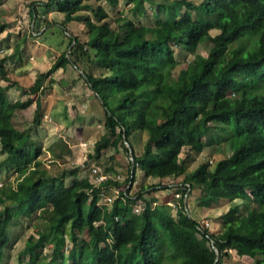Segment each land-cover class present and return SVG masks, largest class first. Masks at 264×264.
Instances as JSON below:
<instances>
[{
    "label": "trees",
    "instance_id": "trees-1",
    "mask_svg": "<svg viewBox=\"0 0 264 264\" xmlns=\"http://www.w3.org/2000/svg\"><path fill=\"white\" fill-rule=\"evenodd\" d=\"M106 1L111 6L118 3ZM125 2L136 15L145 13L147 2L162 16L151 25L122 13L110 17L100 0L45 1L63 12L62 27L80 20L85 39L69 36V52H61L36 84L28 86L38 94L35 98L10 101L0 84V151L5 153L0 166L17 172L15 182L0 185V251L9 240L6 227L14 213L42 212L46 227L27 237L17 255L19 264H223L228 249L252 254L255 264H264V0ZM182 7L195 12L196 18L182 21ZM33 13L37 16L36 9ZM7 25L0 20V32ZM210 29L218 32L212 35ZM244 33L248 35L236 41ZM250 35L253 40L248 42ZM207 41L206 55L196 54L192 64L177 67L174 45L194 52ZM79 60L96 64L94 70L83 72L103 108L106 134L95 141L94 156L118 144L127 151L124 136L133 149L129 186L109 204L97 203L96 193L101 185L119 186L118 179L108 177L95 185L79 178L67 185L65 176L76 175L77 166L49 175L39 165L40 145L31 139V130L13 123L15 111L34 101L32 120L38 125L43 94L54 81L48 77L45 85L42 80L69 62L79 66ZM3 62L0 58V74L5 71ZM195 94L209 98L187 99ZM212 128L224 135L225 145L230 142V153L188 171V153L180 159L178 154L185 146L191 152L202 151L210 144L202 138H210ZM131 137L141 140L139 154ZM137 167L146 177H180L187 190L199 191L201 203L229 202L219 215L220 230H209L190 216L185 201L176 204L175 215L168 204L152 205L150 193L160 182L142 186L137 195L130 193ZM139 198L145 206L136 213L131 205ZM237 198L241 203L234 201ZM164 245L172 252L161 261ZM212 245L220 253L217 261Z\"/></svg>",
    "mask_w": 264,
    "mask_h": 264
},
{
    "label": "rangeland",
    "instance_id": "rangeland-1",
    "mask_svg": "<svg viewBox=\"0 0 264 264\" xmlns=\"http://www.w3.org/2000/svg\"><path fill=\"white\" fill-rule=\"evenodd\" d=\"M36 1L45 2L47 0L24 1L22 6H20L19 3H15V0L8 2L11 8V21L8 22L6 34L0 40V58H4V63L6 62L5 66L7 67L10 79L8 82H11L10 85H17V82L22 84V89H20L19 92H16L11 97L7 94L9 100H23L28 97L35 98L36 95H38L36 93H30L27 90V87L31 85L34 80L33 77L48 69L47 62L49 63V58L45 60L42 59L43 62H41V60H39V54H36L40 51L37 47V45H39L38 43H40L39 46L42 48L43 42L46 44L49 43L47 47H49V50L52 53L53 50L50 48L52 47L51 44L57 46L58 44L56 43L59 41L61 42L64 39L65 43L63 45V51L66 50L67 52L72 46L69 43V36L79 35L82 39H85L81 21H79L81 26L78 24L76 25V23L73 22L75 23L73 24L74 26L69 28L66 24V28H64L67 29V33H65L63 27L52 26L50 28V25L47 23L50 22L49 17L50 19L52 18V11L46 13L45 18L40 17V20H35V22L31 24V15L27 7ZM193 1L197 3L200 0ZM3 2V0H0V5ZM100 3L106 9L110 17H115L119 13H122L123 15L132 17L137 23L152 25L156 22V19H159L162 16V14L159 15L154 7L149 6L147 2L144 3L145 13L141 16L132 13L125 0H118V3L115 6H111L106 0H100ZM45 6H38L39 10L47 11ZM178 17L185 22L189 19H195L196 14L195 12L188 11V9L182 7L179 11ZM51 20H53V18ZM43 27L44 29L41 30ZM216 32H218L217 29L209 30V33L212 35ZM246 33L236 41L241 42V39ZM252 38L253 35H250L247 41L251 42L253 40ZM209 45L210 43L208 41L206 43H199L194 52L174 45V56L178 60L177 67H186L187 65L192 64L196 54L203 56L206 55ZM14 46L18 47L17 53L14 52ZM251 47L252 46H249L246 49H250ZM53 48L54 50L57 49V47ZM40 52L42 53V51ZM245 52L246 50H242V53ZM8 54L13 55L7 60L4 56ZM84 64L86 67L88 66L87 69L89 72L96 67V64H93V66L87 65V62ZM72 71H74L77 76L79 75V70L74 67L72 68ZM62 75L63 73L57 75L58 79L65 77ZM46 78L48 79V76ZM78 79L79 82L83 80L80 76H78ZM1 82L6 83V81L2 80ZM46 84L47 82L45 85ZM55 84L63 86L62 83L57 82ZM84 84L88 86L83 82L82 85ZM59 88L62 89L61 93H63L64 90H67L69 87ZM76 89L80 93L79 87H76ZM91 96L92 97L88 99L87 96L82 94L80 98L84 97V101L80 100L72 104L66 100L69 97L66 99L61 98L60 96L51 97L46 91L43 94L44 111L41 122L38 125H35L32 120L35 110V102L31 103L29 108H24V111L21 110L22 112H16V114L19 113V115L13 117V123L19 129H30L31 132L34 133L33 142L40 145V154L37 156V159L40 161L39 165L41 168H46L49 175H56L63 169H73L77 166L76 175L67 174L65 176L64 180L67 185L79 178L93 180L95 177L91 174V167L94 165L98 166L101 172L105 173L108 177L118 179V181H120V189H126L129 186L127 176L129 171H131V162L128 151L124 150L121 144H118L116 148L112 146L102 148L99 156H94L93 154L95 141L104 133L106 134V130L104 128V115L101 103L99 99L96 98L94 92H92ZM208 98L207 95L198 94L187 97L188 100L199 101H205ZM219 133L220 132L216 128H212L209 132L210 138H202L203 142H208L209 140L210 144L205 146L200 152H191L188 150L187 146L183 147L178 154V158H183L188 153L186 161L188 171L193 169L200 162L206 161L212 164L216 159L230 153V148L226 147L230 146V142L225 145L223 141L224 135ZM108 139H111V136L108 135ZM131 141L136 154H139L142 150L141 140L131 137ZM4 154L3 151H0V160L4 157ZM33 164L34 163H32V165ZM15 176H17V172L14 167L8 165L0 166V183L10 182L11 180L14 181ZM157 182H160V186H158L152 194L150 193V198L153 197V201H155L152 205L168 204L170 211L175 215L176 204H178L180 200L185 201L184 206L190 216L198 220L201 225L208 227L209 230H220L221 218L219 215L228 208L229 202L219 199V202L215 204L201 203L197 200L199 191L197 189H192L191 191L187 190L185 188L186 185L180 181V177L178 179H175V177L172 176L164 177L162 179L145 177L142 170L137 167L135 170V180L129 191L130 193L137 195L136 192H138L142 186ZM13 184L15 185V183ZM109 186L116 187L114 184H110ZM247 191L250 193L251 190L247 189ZM145 192L146 191H144L143 196L149 198ZM108 193H111V191L109 190ZM234 201L241 203L239 198ZM2 206L3 204L0 203V210L2 209ZM46 217L47 216L42 214V212L40 214L37 212L31 214H13L12 220L8 222L6 227V234L9 240L2 248V251H0V264H19L17 260L18 252L23 248L27 237L30 234H36L38 230H42L46 227ZM234 217L235 215L228 216L229 219H233ZM83 235L86 237L85 234ZM66 242L67 245H70L71 241L68 236L66 237ZM47 248L48 247H45L44 250ZM171 252L172 249L164 245L159 255L161 261L167 260L168 255L171 254ZM25 259H27V256ZM254 261L255 258L252 254L239 253L237 249H228V253L223 256V264H255Z\"/></svg>",
    "mask_w": 264,
    "mask_h": 264
},
{
    "label": "crops",
    "instance_id": "crops-1",
    "mask_svg": "<svg viewBox=\"0 0 264 264\" xmlns=\"http://www.w3.org/2000/svg\"><path fill=\"white\" fill-rule=\"evenodd\" d=\"M3 1L4 2L0 5V20L1 21H6L8 23L9 21H11V17H10L11 16V14H10V12H11L10 9L11 8H10V5H9L8 2L9 1L11 2L12 0H3ZM24 1L25 2H29V0H15V3H19V5L22 6ZM43 1H45V0H43ZM5 2H7V3H5ZM38 6H45V4H44V2L36 1V2H33L32 4H30L29 7H27V9L30 12V15H32L31 16V24H33L35 22V20H40V17L45 18L46 17V13H48L49 11H52L53 12V15H52L53 20H51L52 18L50 19V17H49L50 22L47 23V24L50 25V28L52 26H57V27L59 26V27L62 28V26L60 25L61 24L60 22L63 19V12H61L58 9V7H57L56 4L50 3L49 6H45L46 9H47V11L39 10V7ZM34 9H36V11H37V16H36V13H33L32 14V12H33ZM79 21L80 20H77V19L71 20V21H69L67 23V26H69V28H70V27L74 26L73 24H75V23H76V25L78 24L79 26H81V23ZM73 22H75V23H73ZM7 27H8V25L5 27V29L3 31L0 32V40L6 34V32H7L6 31V28ZM43 29H44V27L41 30H43ZM63 29H65V28L63 27ZM65 33H67V32H65ZM74 34H75V32H74ZM42 41H44V40H42ZM64 43H65V41L63 39L61 42L59 41V42L56 43V44H58L57 46H53L51 44L52 47H50V48H51V50H53L52 53L49 50V47H47V45L49 43L46 44L45 42H43V48L41 46H39L40 43H38L39 44V45H37L38 50L40 49V51H42V53L40 51L36 53L37 55L39 54V60H41V62H43L42 59L45 60V59L49 58V63L47 62L48 68H49L50 65L52 64V62L54 61V59L61 52H63V49H64L63 48V45H64ZM53 47H57V49L54 50ZM17 51H18V47L17 46H14V52L17 53ZM64 51H65L66 54H67V52H69V51L66 52V50H64ZM16 53H13V54H16ZM13 54L5 55V58H7V60H8L9 58H11V56ZM5 63L3 62L5 71L2 74H0V84L6 87V93L11 97L13 94H15L16 92H19L20 89H22L21 88L22 84L20 82H17L18 83L17 85H13V86L10 85L11 82H8L10 79H9V76H8V71H7V67L5 66ZM78 63H79V66L78 65L77 66L80 69H82L83 71L89 72V70L87 69L88 66L86 67V65L84 64V63H86V61L79 60ZM87 65H91L92 66V64H90L88 62H87ZM70 67H71V69H70ZM73 67L74 66L72 65V63L69 62L68 64H66L63 67L62 66L57 67L50 75H48V77H51L52 79H54V81L52 82V84H51V86L49 88V91L47 90V94L51 95V97H53V96H60L61 98H64V99H66V98L69 97L66 100H68L72 104L75 103L76 101H80V100L84 101V97L83 98H80V96H82V94H84L85 96H87L88 99H90L92 97L91 94H92L93 91L89 87V85L86 82L84 76L78 75V76H80L83 79L81 82H79L78 76L75 74L74 71H72V68ZM61 73H63V75L65 77L58 79L57 75H59ZM79 74H80V72H79ZM37 75L35 77H33L34 78V80L32 81L33 84L34 83L36 84V81L38 79V76ZM46 79L47 78H45V79L42 80V84H45L46 82H48V79H47V81H46ZM1 80L2 81H6V83H2ZM57 82L58 83H62L63 86L58 85V84H55ZM83 82L86 83L88 86H86L85 84L82 85ZM59 87H69V88H67V90H64V92L61 93V90L62 89H60ZM76 87H79L80 93L78 92V90L76 89ZM27 90H28V87H27ZM30 93H32V92H30ZM33 94H35V93H33ZM63 94H64V97H63ZM31 98H34V97H31ZM96 98H98V97H96ZM10 101H13V100H10ZM59 101H61V100H59ZM59 101H56V102H59ZM32 103H34V101ZM30 105L31 104H29L27 107L29 108ZM27 107H25V109ZM57 108H58V106H57ZM25 109L24 108L23 109H17L15 111L14 117H16V116L19 115V113L16 114V112H20L21 110L24 111ZM31 139L32 140L34 139V133L33 132H31Z\"/></svg>",
    "mask_w": 264,
    "mask_h": 264
},
{
    "label": "built area",
    "instance_id": "built-area-1",
    "mask_svg": "<svg viewBox=\"0 0 264 264\" xmlns=\"http://www.w3.org/2000/svg\"><path fill=\"white\" fill-rule=\"evenodd\" d=\"M91 174L94 175V179L90 180L92 183H94L95 185L100 184L101 182H103L105 179L108 178V176L101 172V170L99 169L98 166H92L91 167ZM2 184V182L0 183V185ZM100 191L96 193L97 196V203H102V204H109L111 203V201L113 200V198L119 193L120 188L119 186H108L107 188L103 185L100 186ZM111 191V193H108V191ZM155 202V201H153ZM152 202V203H153ZM145 203L143 200L138 199L136 200L132 205V210L135 211L136 213H139L142 209H144Z\"/></svg>",
    "mask_w": 264,
    "mask_h": 264
},
{
    "label": "water",
    "instance_id": "water-1",
    "mask_svg": "<svg viewBox=\"0 0 264 264\" xmlns=\"http://www.w3.org/2000/svg\"><path fill=\"white\" fill-rule=\"evenodd\" d=\"M72 63V65L77 69V70H79V72L83 75V76H85V73L83 72V70L82 69H80L76 64H74L73 62H71ZM124 144L127 146V151H128V154H129V157H130V162H131V167H133V149H132V147H130V145H129V143L127 142V140L125 139V136H124ZM131 172H132V168H131ZM187 211V210H186ZM188 213V212H187ZM211 242L213 243V241L211 240ZM212 247H213V249H214V251H215V261H217L218 260V258H219V250H218V248L215 246V245H212Z\"/></svg>",
    "mask_w": 264,
    "mask_h": 264
}]
</instances>
